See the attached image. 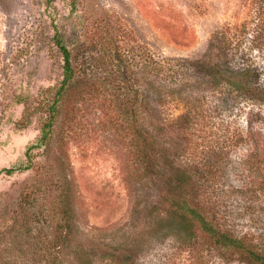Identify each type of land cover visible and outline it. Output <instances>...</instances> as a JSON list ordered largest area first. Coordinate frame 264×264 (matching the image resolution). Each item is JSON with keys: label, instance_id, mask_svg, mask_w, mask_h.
<instances>
[{"label": "rangeland", "instance_id": "1", "mask_svg": "<svg viewBox=\"0 0 264 264\" xmlns=\"http://www.w3.org/2000/svg\"><path fill=\"white\" fill-rule=\"evenodd\" d=\"M257 26L264 0H0V264H223L163 199L180 192L169 178L176 166L201 164L226 126L234 138L208 192L212 212L234 235L264 243V124L255 146L245 115L214 110L213 86L191 69L187 103L158 104L151 90L140 111L142 77L156 86L144 50L244 64L240 46L264 80V53L248 44ZM54 30L75 70L60 98ZM141 127L154 142L148 163Z\"/></svg>", "mask_w": 264, "mask_h": 264}, {"label": "trees", "instance_id": "2", "mask_svg": "<svg viewBox=\"0 0 264 264\" xmlns=\"http://www.w3.org/2000/svg\"><path fill=\"white\" fill-rule=\"evenodd\" d=\"M240 32L238 31L237 34L234 33L232 36L237 42H241V39H239ZM253 32L254 35L248 40L250 51L262 54L264 53V29L257 26ZM221 35L223 38V34ZM53 43L62 59V77L53 87L54 95L60 98L66 90L73 86L75 70L70 60V50L56 30H54ZM239 47H237V50L242 56L240 61L244 64H233L225 58L207 64L202 60H189L182 57L171 59L160 55H157L155 59L153 57L149 59L146 57L148 52L144 50L142 55L143 64L145 70L150 64L154 67L152 72L156 79V86L149 82L148 76L142 77L141 114L146 115L148 111L151 90L161 101L158 104H168L169 101L173 104L177 102V99L187 103V100L191 98V93L187 89L190 80L184 79L182 75L183 71L191 69L196 74L199 82L213 86L211 91L218 95L217 102H219V105H215L214 110L218 111L219 108H224V110L230 112L234 109L239 116L244 114L247 139L255 146L262 145L258 141L263 133L257 124H264V117L258 112L261 107H264V80L261 79L260 70L245 59L246 55ZM149 86L151 87L149 88ZM183 93L187 96H182ZM194 101L200 103L202 100L194 98L192 102ZM127 110L125 114L127 118H131L134 111L132 109ZM49 124L50 122L47 121L41 126L40 143L48 136ZM147 127L149 128V126ZM148 128L141 127L138 132L142 140L138 147L143 151L147 163L150 161V155L147 153L152 152L154 147ZM222 132L220 136H217L216 142L212 143L210 149L207 150L201 164L193 166L192 163V167H190L191 164L176 166V177L171 176L169 178H171L172 185L180 192L167 194L163 199V203L166 205L167 211L186 226L187 231H196L202 236L205 240L207 252L214 253L223 264H231L232 262L237 264H264V243L258 242L247 235H234L227 226L218 221L214 211L212 212L214 202L208 192H210L209 190L214 191L217 188L218 181L225 175L223 151L229 146V137L232 136L231 140L234 138L229 133L227 126ZM234 135L236 137V134ZM4 171L6 173L11 172L10 169ZM61 198V195H59V199ZM68 212L67 209L63 210L65 215Z\"/></svg>", "mask_w": 264, "mask_h": 264}]
</instances>
